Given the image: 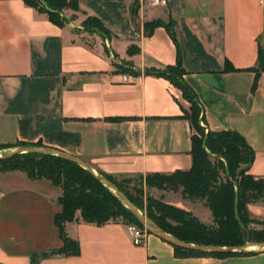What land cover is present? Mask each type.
<instances>
[{"label":"crops","instance_id":"0c3cea01","mask_svg":"<svg viewBox=\"0 0 264 264\" xmlns=\"http://www.w3.org/2000/svg\"><path fill=\"white\" fill-rule=\"evenodd\" d=\"M78 2L81 17L59 26L24 0H0V145L54 148L113 178L190 169V103L169 79L145 73L175 65L179 55L208 128L242 134L256 153L250 172L264 177V70H251L259 67L260 38L264 43V0ZM88 16L100 18L111 38L97 34L93 47L80 37L76 30L85 33L81 22ZM154 20L172 25L146 36L144 25ZM132 46L138 51L130 53ZM116 117L124 119L111 120ZM153 191L213 222L204 202ZM62 193L50 179L0 171V264H264V251L177 256L153 233L136 245L121 221L67 223L80 254L34 263L33 254L63 246L55 221ZM249 209L264 220L263 202Z\"/></svg>","mask_w":264,"mask_h":264},{"label":"trees","instance_id":"16d2710c","mask_svg":"<svg viewBox=\"0 0 264 264\" xmlns=\"http://www.w3.org/2000/svg\"><path fill=\"white\" fill-rule=\"evenodd\" d=\"M24 2L45 14L59 26H64L71 21L66 16L65 10H80L78 0H24ZM135 20L137 22V18ZM170 24L172 25L161 20L146 22L144 34L151 35L158 26H166L169 29ZM83 25L90 33L99 34L103 38L110 39L112 36L111 31L96 16H88ZM136 25L140 30V24L137 22ZM134 51H138L136 46L130 48V53ZM258 63L259 67L251 68V70L257 72L260 69L264 70L262 38L258 42ZM145 73L166 77L182 91L183 97L190 103V109L186 110L185 116L190 119L194 129L191 168L176 170L172 173L148 174L145 177L146 184L150 188L180 192L184 198L204 202L212 212L213 224L203 222L192 211L169 204L162 198L148 196L146 199L148 203L145 205L144 186H133L132 189H127L115 178L100 172L114 182L149 218L181 240L214 245H242L247 238L251 241H264V220L254 217L249 209L252 203H264V177H256L250 172L256 156L253 147L238 131L206 130L201 125V119L205 120L204 108L196 92L184 78L186 70L179 55L175 65H169L163 69H147ZM123 119L111 118L113 121ZM17 146L39 145L20 142L14 146L0 145V150ZM245 166L248 168L240 172ZM10 170H23L34 179H50L63 190L59 197L63 211L55 218L63 246L42 254H33L34 263L46 257L80 254L79 241L70 238L66 232V225L70 222L84 221L104 225L121 221L125 224L134 223L144 228L142 222L107 186L71 160L56 155L34 153L0 159V171ZM253 225H260V228ZM173 246L176 255L181 257H228L258 253H212Z\"/></svg>","mask_w":264,"mask_h":264},{"label":"water","instance_id":"95a60500","mask_svg":"<svg viewBox=\"0 0 264 264\" xmlns=\"http://www.w3.org/2000/svg\"><path fill=\"white\" fill-rule=\"evenodd\" d=\"M34 153V154H50L60 156L67 160H71L90 173H92L97 179H99L105 186H107L123 203L131 210V212L142 222L144 228L148 233H153L168 243L182 247L184 249L196 250L201 252L212 253H232V252H262L264 251V241L257 242L246 239V242L242 245H214V244H198L181 240L180 238L168 233L162 227H160L154 220L149 218L145 212L139 209L130 198L110 179L96 169L92 164L86 162L82 158L68 154L66 152L42 146H17L11 148L6 154H0V159H7L19 154ZM248 166H245L240 170H246Z\"/></svg>","mask_w":264,"mask_h":264},{"label":"rangeland","instance_id":"374dc122","mask_svg":"<svg viewBox=\"0 0 264 264\" xmlns=\"http://www.w3.org/2000/svg\"><path fill=\"white\" fill-rule=\"evenodd\" d=\"M66 16L68 18L72 20H76L79 17H81V14H78L77 12L73 11L72 9H67L64 11ZM87 18V17H86ZM86 18H84V21L86 20ZM83 21V22H84ZM83 22H81L82 26H83V30L85 31V33L81 34L78 30H76V32L80 35V37H83L84 40L92 45L93 47H95L98 44L99 38L97 36L96 33H90L89 31H87L84 28ZM11 148H6V149H2L0 150V153L5 154L7 152H9ZM146 176H137V177H133V178H115L116 181H118V183H121V185H123L125 188L127 187V189H132L133 186H144L145 188V205H147L148 201L146 200L148 196L152 197V198H161L159 193H156L153 191V188L148 187V185L146 184V180H145ZM203 221V220H202ZM204 222V221H203ZM206 223V222H205ZM207 224H213L212 223H207ZM256 228H260V225H253Z\"/></svg>","mask_w":264,"mask_h":264},{"label":"built area","instance_id":"2783aa9c","mask_svg":"<svg viewBox=\"0 0 264 264\" xmlns=\"http://www.w3.org/2000/svg\"><path fill=\"white\" fill-rule=\"evenodd\" d=\"M152 2L153 4H167V0H152ZM125 79H127V77H125ZM201 125L204 126L206 130L209 129L203 119H201ZM127 228L134 244L141 245L144 243L145 237L148 234V231L145 228H141L134 223L127 224Z\"/></svg>","mask_w":264,"mask_h":264}]
</instances>
